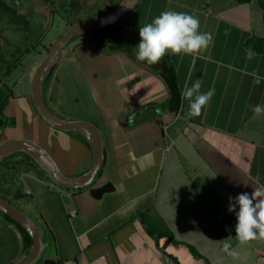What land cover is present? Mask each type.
<instances>
[{
  "label": "crops",
  "instance_id": "0c3cea01",
  "mask_svg": "<svg viewBox=\"0 0 264 264\" xmlns=\"http://www.w3.org/2000/svg\"><path fill=\"white\" fill-rule=\"evenodd\" d=\"M168 10L197 17L199 31L213 37L210 46L197 55H165L151 66L137 61L140 27ZM118 31L74 43L56 67L58 76L91 95L84 110L91 118L68 120L92 123L102 133L103 164L89 188L110 182L113 192L95 200L87 187H55L25 154L0 163V197L20 205L39 230L42 252L34 264L46 258L57 264H264V239L240 245L228 211L229 197L251 193L257 177L264 183V115L251 110L264 105V79L254 83L264 78V0H139L112 33ZM173 73L178 97L172 99L162 75ZM198 78L200 91L214 89V95L200 116L188 118L181 92ZM63 92L58 89L60 97ZM21 97L30 107V96ZM31 109L28 125L16 121L31 136L24 139L43 148L63 176L85 175L92 165L85 137L51 129ZM226 240L237 258L222 251ZM26 252L16 226L0 214V264Z\"/></svg>",
  "mask_w": 264,
  "mask_h": 264
},
{
  "label": "rangeland",
  "instance_id": "374dc122",
  "mask_svg": "<svg viewBox=\"0 0 264 264\" xmlns=\"http://www.w3.org/2000/svg\"><path fill=\"white\" fill-rule=\"evenodd\" d=\"M118 1L120 0H84L83 4L79 3L78 8L71 7L69 9L70 0H53V2L47 0H7L10 5L17 9L19 14L30 21V27L27 32H24L8 24L5 19H0L2 54L8 63L0 69V100L6 98L12 92L18 107L23 110L25 115H28L29 108L31 109L30 103V107H27L26 99L18 98L30 94L29 83L24 82L27 74L31 75L34 72L50 45L61 37L71 25L107 14ZM72 44L67 46L65 50L68 51ZM27 51L30 53L28 54ZM18 60H20V63H17ZM14 65L16 69L5 78L7 68ZM54 74L53 81L51 79L50 93L55 91L53 96L57 99L59 97L58 89L64 90L60 98L61 109L75 117L91 118L84 113L85 108L92 105L88 89L81 84L73 87L70 82L63 80L62 73L58 76V70L54 71ZM57 78L61 85L56 82ZM48 84L45 87L46 100ZM16 104L8 106L7 117L22 121V115L16 116L18 110H16ZM53 105L56 106L57 104ZM23 129V127L18 129L15 127L9 128L8 132L5 130L2 141L30 138V135H24ZM12 204L18 207L19 211H22L20 205L13 202V200Z\"/></svg>",
  "mask_w": 264,
  "mask_h": 264
},
{
  "label": "water",
  "instance_id": "95a60500",
  "mask_svg": "<svg viewBox=\"0 0 264 264\" xmlns=\"http://www.w3.org/2000/svg\"><path fill=\"white\" fill-rule=\"evenodd\" d=\"M81 3L84 0H80ZM139 0H122L107 14L93 19L83 20L71 25L61 37L49 47L34 72L24 78L29 83L30 99L35 113L44 124L53 130L65 133H78L85 137L92 151V165L89 171L80 178H67L59 171L51 156L36 143L25 139H13L0 143V163L14 154L29 156L50 178L55 187L63 190L89 188L98 175L104 158V139L100 130L92 123L77 120H65L53 113L44 100V86L63 55L67 45L76 38L88 36L94 32L108 28L124 19L138 4ZM112 183L101 187L89 188L90 196L100 200L104 195L113 192ZM0 214L20 225L28 234L31 244L26 254L13 264H34L39 258L42 247L41 237L36 224L24 213L14 208L0 197ZM43 264H57L55 259L46 258Z\"/></svg>",
  "mask_w": 264,
  "mask_h": 264
},
{
  "label": "clouds",
  "instance_id": "9594fccd",
  "mask_svg": "<svg viewBox=\"0 0 264 264\" xmlns=\"http://www.w3.org/2000/svg\"><path fill=\"white\" fill-rule=\"evenodd\" d=\"M200 21L188 13L172 10L164 11L151 22L144 24L139 29V43L135 46L137 61L151 66L160 62L165 55H197L206 50L213 37L210 33L200 32ZM253 53H248L252 59ZM261 77L254 80L259 84ZM201 79H196L189 86L185 84L181 97L188 101L187 117L194 118L201 115L202 109L214 95V89L201 92ZM252 112L259 117L264 115V105L257 104L252 107ZM252 187L251 193L243 192L236 197H229L228 211L236 217L235 238L240 245L249 241L264 239V183ZM222 251L234 259L238 253L232 250V244L225 241Z\"/></svg>",
  "mask_w": 264,
  "mask_h": 264
},
{
  "label": "trees",
  "instance_id": "16d2710c",
  "mask_svg": "<svg viewBox=\"0 0 264 264\" xmlns=\"http://www.w3.org/2000/svg\"><path fill=\"white\" fill-rule=\"evenodd\" d=\"M47 1L53 2V0H47ZM237 1H239L241 3H245L247 0H237ZM71 7L74 9L78 8L79 7L78 1L77 0H71V3L69 5V9H71ZM113 8H114V6L112 7V9ZM0 19H5L8 24H10V25H12L18 29H21L24 32H27L29 27H30V21L25 16L19 14L17 9L13 5H10L7 2V0H0ZM115 28H116V24L113 26H109L108 28L98 30V31L94 32L93 34H90L89 36L93 37V38H99V37H105L106 38V37H110L111 35H119L121 33L119 31L116 32L115 34L112 33L113 31L115 32ZM27 53L29 54L30 52L27 51ZM17 63H20V60H18ZM7 64L8 63L6 62L4 55L2 54V46H1V41H0V69L2 68L3 65H7ZM7 69H8L7 73H6V75H4L5 78H7L16 69V66L14 65V66L8 67ZM55 69L56 68H54V70L50 74L49 78L47 79V81H46L47 84H48L49 80L52 78ZM171 74H172V72H171ZM162 76L166 79V82H167V85L169 87L172 99H173L174 95L178 97V92L176 91V79H175L174 73H173V76L171 78L168 76V74L167 75L163 74ZM47 84H45V86H44V98H45V87ZM28 96H30V95H28ZM18 98H22V97L19 96ZM28 98H29L30 106L33 110L34 115L39 120V122H42V120L35 113V111L32 107L30 97H28ZM15 104H16L15 97L13 96L12 92H10L6 98L0 100V142H1L2 137L4 135V131L6 130V132H7L9 130V128H15L17 125V123H16L17 120H15L12 117H7V115H6L8 108L10 106L15 105ZM16 106H18V105L16 104ZM18 110H19V112L17 111V114L22 115L21 116L22 117V121H21L22 124L28 125L26 115L22 112L21 109L18 108ZM18 121H20V120H18ZM2 163L3 162H1V164ZM4 218L9 223L16 226V228L18 229V231L20 232V234L22 236L24 248L27 251L30 247V244H31V240H30L28 234L25 232V230L20 225H18L13 220H11L10 218H8L6 216H4Z\"/></svg>",
  "mask_w": 264,
  "mask_h": 264
},
{
  "label": "flooded vegetation",
  "instance_id": "af4514ba",
  "mask_svg": "<svg viewBox=\"0 0 264 264\" xmlns=\"http://www.w3.org/2000/svg\"><path fill=\"white\" fill-rule=\"evenodd\" d=\"M78 1V3H80V0H77ZM70 2H71V0H70ZM83 4V3H82ZM87 39V38H90V36L88 35V36H82V37H79V38H76V39H74L73 41H71L67 46H69L70 44H74V43H76V42H78V41H82V40H84V39ZM73 44H72V46H73ZM65 51H67V50H65L64 49V52ZM64 52H63V54H64ZM57 67V64H56V66H55V68ZM58 68V67H57ZM56 70V69H55ZM53 77V76H52ZM51 79H53V78H51ZM51 79L49 80L50 82H48V83H51L52 81H51ZM44 93V92H43ZM60 96L59 97H57V99H55L54 98V96L53 95H51V96H49V94L47 93V100L44 98V100H45V103H46V105L49 107V109L53 112V113H55L56 115H58L59 117H61V118H63V119H73V118H75V116L74 115H70V114H68V113H66V112H64L62 109H61V107H60ZM49 103H48V102ZM53 104H57L56 106H54Z\"/></svg>",
  "mask_w": 264,
  "mask_h": 264
}]
</instances>
